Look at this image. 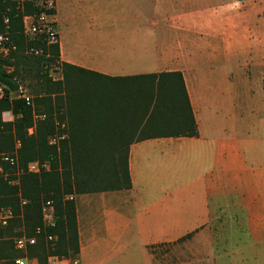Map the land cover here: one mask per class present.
Returning a JSON list of instances; mask_svg holds the SVG:
<instances>
[{
  "label": "crops",
  "instance_id": "crops-1",
  "mask_svg": "<svg viewBox=\"0 0 264 264\" xmlns=\"http://www.w3.org/2000/svg\"><path fill=\"white\" fill-rule=\"evenodd\" d=\"M55 22L61 63L109 78L180 73L197 125L195 137L127 146V120L78 118V138L114 141L101 154L127 151L131 181L74 196L79 263L181 264L155 247L197 234L217 264L223 219L220 264H264V0H55Z\"/></svg>",
  "mask_w": 264,
  "mask_h": 264
},
{
  "label": "trees",
  "instance_id": "trees-1",
  "mask_svg": "<svg viewBox=\"0 0 264 264\" xmlns=\"http://www.w3.org/2000/svg\"><path fill=\"white\" fill-rule=\"evenodd\" d=\"M7 7L6 2H0V32L4 30L1 14ZM10 37L16 51L10 63L13 75L0 70V85L7 87L0 99V152L12 151L19 142L21 173L15 176V169L0 160V168L8 174L7 180L0 176V206L11 208L13 213L8 226L0 228V261L14 264L15 259L27 256L37 264H47L49 257L78 258L76 206L68 197L131 188L127 151L124 155L101 154L100 144L114 141L78 138V118L127 120L128 130L133 133L127 146L152 138L195 137L197 125L183 77L177 72L116 78L94 75L61 63L58 44L49 48L47 60L26 55L22 20L14 14ZM57 63L62 80L52 81L50 65ZM19 69L34 74L39 89L48 96V116L35 127L31 107L23 99L10 98L12 79ZM4 112H10L13 121L4 122ZM64 122L67 126L61 131L58 128ZM32 127L34 131L29 134ZM60 132L67 133L66 137L58 145H50V138ZM34 162L47 168L37 174L28 173V165ZM47 202L53 205L54 221L45 226L42 208ZM22 235L36 239L25 254L15 250L11 241Z\"/></svg>",
  "mask_w": 264,
  "mask_h": 264
},
{
  "label": "built area",
  "instance_id": "built-area-1",
  "mask_svg": "<svg viewBox=\"0 0 264 264\" xmlns=\"http://www.w3.org/2000/svg\"><path fill=\"white\" fill-rule=\"evenodd\" d=\"M8 7L2 12V23L4 30L0 32V70L10 75L13 73L14 66L10 64L13 61V54L16 51V45L10 37L11 14L20 16L22 20V34L26 40L24 53L34 57L50 58L49 48L58 44V32L55 22V0H0ZM31 11V12H30ZM52 66V65H50ZM4 95V88L0 86V99ZM17 98V97H16ZM18 98L23 99L27 106H32L30 97L25 94L19 95ZM34 127L37 122L44 121L45 115L35 116ZM34 127L28 130L32 134ZM63 128V127H60ZM66 135L63 132L56 133L50 140V145H58L59 141L64 139ZM1 140V138H0ZM19 142L15 143V147L10 152H0V160L15 169V176L21 173L18 166V148ZM46 165H39L37 162L31 163L27 167V172L37 174L41 169H46ZM0 176L4 180L8 179V174L3 173L0 168ZM9 184H15V181H9ZM69 200H74L73 196L68 197ZM21 204H25L22 201ZM44 225H52L54 221V208L50 202L44 204L42 208ZM13 219L12 209L5 206H0V228H6L9 221ZM54 238H49L53 241ZM15 250L26 253L28 247L35 245V237L26 235L13 237L11 239ZM14 264H37L35 259H30L27 256L14 260ZM47 264H80L78 258H59L49 257Z\"/></svg>",
  "mask_w": 264,
  "mask_h": 264
},
{
  "label": "rangeland",
  "instance_id": "rangeland-1",
  "mask_svg": "<svg viewBox=\"0 0 264 264\" xmlns=\"http://www.w3.org/2000/svg\"><path fill=\"white\" fill-rule=\"evenodd\" d=\"M50 67L49 78L52 81H61L62 76L60 72V64L57 63ZM231 71H233V68L231 69ZM11 74L13 75V73ZM12 81L14 88L10 92L11 99H15L16 97L18 98L19 95L25 94L30 97L32 101L31 109L33 111V115L48 116V96L39 89L37 84L38 82L34 74H29L19 69L17 75L13 77ZM2 87L7 88L4 85H2ZM3 116L5 119L10 118V121H13L14 119L10 112H4L2 117ZM56 125L58 126L59 123ZM60 127H63L58 128L61 131L62 129H66V125L64 123H61ZM65 135H67V133ZM231 222L232 221L230 220L225 221L223 219H219L212 223V225H214V228L216 229V234L214 236V243L216 248L214 252V259H218L217 264L221 263V243L223 239V230H226L227 232V229L232 227ZM154 254L159 261L181 260V264H205L211 256L210 253L206 251L205 238L197 234H189L188 237H182L175 242L159 245L155 247Z\"/></svg>",
  "mask_w": 264,
  "mask_h": 264
}]
</instances>
